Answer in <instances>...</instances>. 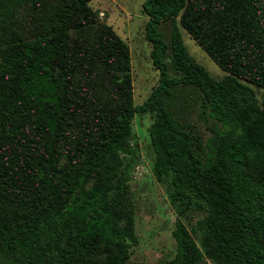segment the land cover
I'll list each match as a JSON object with an SVG mask.
<instances>
[{"label": "trees", "instance_id": "obj_1", "mask_svg": "<svg viewBox=\"0 0 264 264\" xmlns=\"http://www.w3.org/2000/svg\"><path fill=\"white\" fill-rule=\"evenodd\" d=\"M23 1L0 0V264H125L136 113L151 114L152 167L176 213L203 212L176 219L175 254L156 264H264V97L249 83L264 87V0H143L158 80L140 103L129 44L88 0H48L28 37L7 29ZM178 17L223 76L190 56ZM186 97L208 137L181 113Z\"/></svg>", "mask_w": 264, "mask_h": 264}, {"label": "rangeland", "instance_id": "obj_2", "mask_svg": "<svg viewBox=\"0 0 264 264\" xmlns=\"http://www.w3.org/2000/svg\"><path fill=\"white\" fill-rule=\"evenodd\" d=\"M143 0H88L98 17L112 28L129 44L132 74V101L140 103L148 95L158 80V70L153 66L150 49L151 42L145 36L147 15L142 9ZM48 0L29 3L24 0L13 17L7 21V29L24 37L34 35L48 19ZM182 38L190 56L201 63L215 78L226 71L193 39L188 29L178 17ZM170 22L163 21L160 29L169 42ZM255 89L260 104L264 97V87L249 82ZM181 93L186 91L181 90ZM185 96V95H181ZM178 105V101H177ZM181 113L200 131L203 138L210 135L206 121L199 115L200 107L189 97L180 106ZM151 114L136 113L129 138V151L123 153L127 164L129 196L134 207V228L137 241L129 247L125 264H156L171 259L176 250L172 234L176 219H181L187 227L203 215L202 211L190 209L178 215L168 197V180L159 178L152 164L154 152L150 145L148 127ZM104 249L99 258L103 259ZM202 264H212L206 261Z\"/></svg>", "mask_w": 264, "mask_h": 264}]
</instances>
